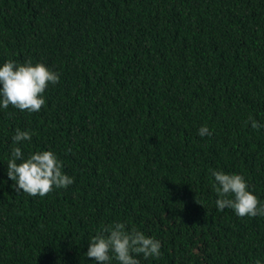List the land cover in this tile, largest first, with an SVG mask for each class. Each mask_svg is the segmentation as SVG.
Returning <instances> with one entry per match:
<instances>
[{
  "label": "trees",
  "instance_id": "trees-1",
  "mask_svg": "<svg viewBox=\"0 0 264 264\" xmlns=\"http://www.w3.org/2000/svg\"><path fill=\"white\" fill-rule=\"evenodd\" d=\"M26 58L59 80L38 112L0 110V264H99L88 238L114 220L160 240L140 264L264 257V216L218 210L210 174H243L264 202V127L249 120L264 123V0H0V62ZM16 127L71 185L12 187Z\"/></svg>",
  "mask_w": 264,
  "mask_h": 264
},
{
  "label": "clouds",
  "instance_id": "clouds-1",
  "mask_svg": "<svg viewBox=\"0 0 264 264\" xmlns=\"http://www.w3.org/2000/svg\"><path fill=\"white\" fill-rule=\"evenodd\" d=\"M59 74L40 60L26 58L23 61L6 59L0 62V110L9 105L27 112H38L45 103L44 92L49 84H55ZM251 127L261 128L264 123L252 119ZM201 137L210 136L208 125L197 129ZM28 129L16 127L11 136L12 147L6 161V175L17 191L31 196H44L53 188H66L73 183V177L62 170L63 162L52 149H39L25 155L21 142L30 141ZM212 191L218 210L231 208L239 217L264 216V202L251 189L245 176L239 172L211 169ZM86 256L99 264H140V257L158 258L161 242L121 220L103 225L88 238ZM264 264V257L254 260Z\"/></svg>",
  "mask_w": 264,
  "mask_h": 264
}]
</instances>
